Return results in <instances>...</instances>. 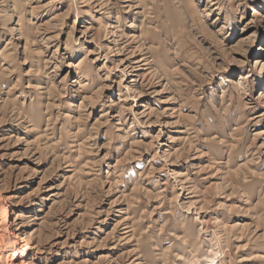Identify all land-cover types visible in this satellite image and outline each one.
<instances>
[{"label": "rangeland", "instance_id": "obj_1", "mask_svg": "<svg viewBox=\"0 0 264 264\" xmlns=\"http://www.w3.org/2000/svg\"><path fill=\"white\" fill-rule=\"evenodd\" d=\"M0 193L30 264H264V0H0Z\"/></svg>", "mask_w": 264, "mask_h": 264}, {"label": "bare ground", "instance_id": "obj_2", "mask_svg": "<svg viewBox=\"0 0 264 264\" xmlns=\"http://www.w3.org/2000/svg\"><path fill=\"white\" fill-rule=\"evenodd\" d=\"M52 48H54L52 45L47 47L48 50ZM141 62L143 60L139 59L136 64ZM10 203L0 193V264H30L32 260L30 252L35 249L34 243L25 236L24 232L19 231L21 227L15 231V222L20 215L17 214L12 220L9 213L11 208L8 206Z\"/></svg>", "mask_w": 264, "mask_h": 264}]
</instances>
